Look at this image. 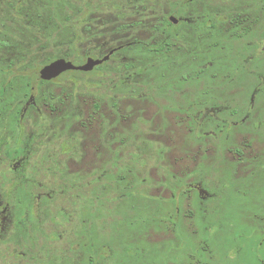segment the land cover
<instances>
[{
    "label": "rangeland",
    "instance_id": "1",
    "mask_svg": "<svg viewBox=\"0 0 264 264\" xmlns=\"http://www.w3.org/2000/svg\"><path fill=\"white\" fill-rule=\"evenodd\" d=\"M0 67L4 174L50 167L40 262L264 264V0H0Z\"/></svg>",
    "mask_w": 264,
    "mask_h": 264
},
{
    "label": "flooded vegetation",
    "instance_id": "2",
    "mask_svg": "<svg viewBox=\"0 0 264 264\" xmlns=\"http://www.w3.org/2000/svg\"><path fill=\"white\" fill-rule=\"evenodd\" d=\"M171 17L173 16H170L167 22L169 27L176 25L178 22L181 23L182 21H186V17L182 19H179V17H173L176 20V23L174 24L170 21ZM200 27L201 26H199V28ZM122 49V47H118L109 51L106 55H108L110 52H112V54L110 55L108 61ZM106 55H104L103 57H105ZM108 61L104 62L98 67H101ZM0 70L2 71V67H0ZM71 72L85 74L83 72L77 71ZM3 81L4 80H2L1 83H3ZM30 100L31 97L29 98V101ZM8 115H12L14 117V123L10 128L8 127V129L6 130L11 132V134L14 133V135H17V138L15 139L11 137V134L8 133L9 137H7L6 139L0 138V146L2 148V160L4 158L9 163L16 161V159H18L22 154V148L25 141L24 135H26V130L24 127L25 113H17L15 115L8 113ZM8 115L6 116L7 118ZM2 124H5V118L1 110L0 131H3L2 133H0V136H3V132L5 130V127L4 125L2 127ZM16 130H19V133H17ZM31 139H33V137H31L30 140ZM11 144H14V146L11 147ZM12 164L13 163H10L9 172L15 175L12 178H9L4 174L3 169L5 163L0 162V264H47L48 260L51 258L50 255H48V257L45 256V259L40 262L39 251H36L34 239L40 233V228L43 221L46 224H49L51 222L52 192L51 182L47 180L48 176L50 177V167H48L46 170V183L43 187L41 183H37V181L33 180L32 176L31 178L25 176L24 174L20 175V172L17 173L18 171L16 170V168L11 167ZM9 184L12 185L10 191H6L5 185ZM10 230L13 231V234L11 236L9 235ZM7 237L9 241H12V246L6 243L5 240L7 239ZM44 250L47 251V249L45 248ZM48 253L51 254V250L48 251ZM50 263L51 261L49 262V264Z\"/></svg>",
    "mask_w": 264,
    "mask_h": 264
},
{
    "label": "water",
    "instance_id": "3",
    "mask_svg": "<svg viewBox=\"0 0 264 264\" xmlns=\"http://www.w3.org/2000/svg\"><path fill=\"white\" fill-rule=\"evenodd\" d=\"M170 21L174 24L176 23V20L173 17L170 18ZM111 54L112 52H110L102 59L87 58L85 63L79 66L74 65L68 59H57L45 65L39 70V78L44 82H50L52 80L57 79L66 72L77 71L89 73L94 68L108 61Z\"/></svg>",
    "mask_w": 264,
    "mask_h": 264
},
{
    "label": "trees",
    "instance_id": "4",
    "mask_svg": "<svg viewBox=\"0 0 264 264\" xmlns=\"http://www.w3.org/2000/svg\"><path fill=\"white\" fill-rule=\"evenodd\" d=\"M98 68H100V67H98ZM98 68H97V69H98ZM1 87H2V86H1ZM1 87H0V92H2V90H1ZM3 88H5V85H4V87H3Z\"/></svg>",
    "mask_w": 264,
    "mask_h": 264
}]
</instances>
